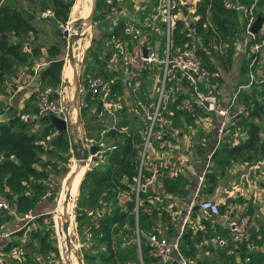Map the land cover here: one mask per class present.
<instances>
[{"label": "trees", "instance_id": "16d2710c", "mask_svg": "<svg viewBox=\"0 0 264 264\" xmlns=\"http://www.w3.org/2000/svg\"><path fill=\"white\" fill-rule=\"evenodd\" d=\"M23 1L28 6L17 4V0H0V84L13 75L20 64H32L33 58L41 54L40 46L31 45L30 52L21 50L22 42L31 41L29 36L36 35L34 19L37 13L49 10L50 14L42 15L43 18L50 19L52 23L64 24L74 5L73 0ZM117 1L94 0L92 20L104 19V15L116 6ZM129 1L132 4L133 0ZM139 1L141 6L136 8V14L140 12L143 17H135L133 14V21L136 22L132 23L134 26H145L146 22L150 24L153 19L151 12L158 13L161 0L160 3L158 0ZM223 1L194 0L193 3L185 2V13L190 5V8L192 7L188 13L190 18L187 19L183 14L179 0H171V10L175 16L169 33V48L173 50L190 44L195 46L201 62L213 73L210 75L208 83L203 84L204 89H209L212 84L216 85L214 78L221 79L219 70H228L236 55L233 42L245 32V18L242 17V22H239L238 8L225 6ZM229 1L235 3L234 0ZM249 2L250 0L245 5L248 6ZM155 21L158 28L156 30L161 33L158 46L155 45L160 54L164 47V27L162 19L158 20L157 18ZM124 22L120 17L111 28L104 30L102 38L108 39L106 46L113 47L114 45V48L104 51L101 46L95 48L93 51L96 53H93L92 67L95 70L90 74H80L79 116L82 120V130L84 135L91 138L92 142L97 145V149L100 150L99 153H94L90 157L89 164L81 175L74 205L73 219L76 230L80 235H86L84 237L89 242L88 251H80L82 258L85 259L84 264H126V258L121 253L119 245L115 244V234L120 232L122 226L126 227V233H128L124 239V245L128 250L124 254L129 252L132 254L133 264H155L157 262V258L151 253L153 246L149 241L150 233H162L168 239L169 233L174 232V236L177 233V229L174 231L170 225L171 217L166 207L160 208L152 202L154 194L150 188L138 190L136 213L133 206L127 204L123 208L117 201V194L123 190L133 196L137 177L141 182L150 172L148 168L149 155L145 156L142 164L139 162L144 140L143 132L148 123V118L141 106L148 105L155 98L153 89L149 88L151 86L148 87L147 95H142L144 86L147 85L145 78L149 75L147 73L142 74L138 88L140 104L135 105L133 102L125 104L119 97L123 92L120 67L110 65L109 61L115 52L119 57L117 45L125 43L134 36L133 31H125V26L128 24ZM56 33L63 41L61 32L57 31ZM261 39H263V35L257 32L247 43ZM222 43L224 44L222 45ZM262 48L256 51V55L257 59L261 60L259 70L264 78V42ZM100 52H103L102 57L98 56ZM45 53L47 59L38 68L34 81L30 85L29 99L33 103H27L19 109L10 106L5 119L0 120V192L8 198L9 206L14 211V213L8 211L3 213L11 217L23 216L43 196L45 191L52 192L51 181L56 172L62 168V163L68 160L71 152L70 148L73 142L71 133L68 130H56L50 122L48 112L41 113L36 118L29 120H22L18 116L20 111L33 112L37 110L38 95L43 86H62L61 72L63 74V65L65 66L63 62L64 48L56 42H51L46 46ZM244 64L241 69L245 71ZM105 65H109L110 68H105ZM159 72L160 67L156 65L154 74L150 76L155 77ZM29 73H31L30 69ZM88 75H100L109 80L110 94L108 98L118 103L117 106L111 105L109 111L102 109L98 96L91 91L87 84ZM241 80L244 81L245 77ZM169 84L174 90L172 95L177 96L179 90L177 87L183 85L184 81L178 77L174 81L167 80V88ZM212 90L217 91L215 86ZM150 91L152 92L149 96ZM50 97L57 98L58 95L52 93ZM238 97L247 109V117H236L235 121L229 125V129L234 128L237 124L242 125L246 128L247 135L238 142L223 141L215 147L212 156L220 152L221 156H218L216 162L221 164L238 158L248 161L264 155V128L262 129L258 122V118L262 116L264 127V84L243 90ZM170 98H168L166 107L171 108L172 112L168 113L169 122L166 128L170 130L177 127L179 123L193 122L195 117L173 109V101ZM181 114L184 115V122L180 121L183 119L180 118ZM167 136H165L166 141ZM152 144L155 146L157 141L152 140ZM164 147L157 149L161 150ZM170 167L171 164H158L155 180L159 177L164 192L185 193L187 178L181 174V168L173 176H169L167 172ZM216 179L214 170L207 168L201 191L210 192ZM49 196L54 197L52 193ZM143 206L150 207L149 212L143 210ZM222 209V204H218L219 213L222 212ZM242 214L245 212L240 215ZM49 215L45 214L47 217ZM42 217V215L36 217L35 220L40 226L37 229H32L31 234L37 235L41 251L48 250L51 255L53 253L57 257V245L52 238L53 230L46 224H42ZM202 220L206 221L204 218ZM164 223L167 224L165 232L158 227ZM134 228H136V242L131 240ZM249 231L251 239L258 244L256 249L247 250L244 242L231 241L226 228L220 235L226 238V242L219 246L226 247L229 244H236L239 261L235 264H264V247L260 248L263 243L264 230L261 236L254 234L250 228ZM20 232L21 230H13L10 233L18 234ZM204 235V232L199 228L193 229L188 226V223L184 224L177 238V247L187 258L189 264L192 263L189 262L187 256L193 255L195 250L193 239L199 241ZM15 244V241L9 240L2 245V248L9 250ZM171 263L178 264L173 259L164 264ZM51 264L58 263L52 261ZM198 264L200 263L198 262Z\"/></svg>", "mask_w": 264, "mask_h": 264}, {"label": "built area", "instance_id": "2783aa9c", "mask_svg": "<svg viewBox=\"0 0 264 264\" xmlns=\"http://www.w3.org/2000/svg\"><path fill=\"white\" fill-rule=\"evenodd\" d=\"M257 1L258 0H250L248 6L244 7V31L249 37L253 36V34L248 31V28L255 18V5ZM223 3L225 6L237 7L236 3L229 0H224ZM171 7V0H161L160 14L164 27V47L160 54L157 51L154 43L155 41L152 37L151 24L148 22H146L145 26H134V24H129V28H127L126 32L133 31V38H129L125 43L117 45L119 47L118 52L121 59L120 72L123 83V92L119 97L125 104H129L130 102L135 103V105L140 104L138 88L142 74L147 73L152 76L155 72L156 65L160 67V72L155 75V77L157 76L155 82V98L150 111L146 114L148 123L143 132L144 140L140 151V164H142L145 156L148 155V149L153 145L152 140L157 141V146L164 147L167 146L165 136L174 134H168L166 128L169 122L167 113L172 112V109L167 108L165 102H162V96L165 94V91L168 90L166 86L167 80L174 81L175 78L179 77L184 81L183 85L177 87L179 88L177 96L172 95L170 98V100L173 101L174 110L183 111L191 117H196L198 114L203 113L205 117L212 118L215 123V147L223 141L235 143L245 138L247 135L246 128L242 125L237 124L234 128L229 129V125L235 121L236 117H247V109L240 101L238 95L241 91L252 86H261L264 84V78L259 70L260 68L254 67L255 62L260 59H257L256 51L260 49L264 41V39H261L252 41L248 44L246 54H248L250 60L245 80L238 82L237 85L232 88L225 102H221L218 92L212 90L214 86L216 88V85L212 84L209 89H204L202 87L203 84L208 83L209 77L213 73L201 62L196 53L195 46L190 44L179 48L177 47L173 50L169 48V33L175 16ZM44 13L50 14L49 10H46ZM233 43L236 44V40ZM223 44L224 43H222V45ZM21 50L26 52L31 51V46L28 41L22 42ZM41 64L42 62L39 61H34L32 64H20L16 69V79L27 76L29 82L33 81ZM29 69L31 73L28 74ZM86 81L91 91L98 96L102 109L109 111L111 105H118V103L108 98L110 94L108 79L100 75H88ZM80 84L79 81V85ZM61 87H52L50 85L43 86L38 95L37 110L33 112L20 111L18 113L19 118L22 120H29L36 118L41 113L52 112L66 119L63 112L64 105H60L58 100L62 91ZM80 90L81 88L79 87V92ZM172 91L174 92V90ZM52 93H56L58 97L51 98L50 94ZM82 136L87 146L94 144L91 138L84 135L83 130ZM99 151V149H96L94 153H99ZM210 154V151L206 153V159L203 162L202 168L195 174L191 195L185 204V215L178 225V230L174 238L172 240L168 239L166 235L162 233L149 234V241L153 246L151 253L157 258L155 264H163L171 259L178 264H189L187 258L177 247V238L184 226L186 216L190 213L194 205L207 215H221L224 226L227 229L228 237L231 241L235 243L244 242L247 250H253L258 247V244L250 237L248 214L230 215L228 213H219L217 201L210 197L201 196V187L205 172L209 166ZM92 155L86 159V164L87 162L89 164ZM148 168L150 172L141 182L139 181V177H137L133 196L125 190L117 194V201L123 208L128 202H132L131 206H133L136 213L138 190H144L153 184L158 172V164L151 162ZM180 168L181 164H173L169 168L167 174L173 176ZM46 194H49V190L45 191L43 196ZM5 211L14 213L13 209L9 206L8 198L5 194L0 192V219ZM16 217L22 218L23 216ZM9 233V230L0 228V239L6 238ZM216 242L218 245H223L226 242V238L220 236L217 238ZM262 242L264 243V235ZM245 259H247V257H245Z\"/></svg>", "mask_w": 264, "mask_h": 264}, {"label": "crops", "instance_id": "0c3cea01", "mask_svg": "<svg viewBox=\"0 0 264 264\" xmlns=\"http://www.w3.org/2000/svg\"><path fill=\"white\" fill-rule=\"evenodd\" d=\"M185 1L188 3L194 2V0ZM234 1L239 10V22H242V17H244V7H246L245 4L248 2V0ZM179 2L181 3V9L184 8V5L186 4L184 0H179ZM140 6L141 5L139 0H133L132 4H130V1L128 3H124L123 0H118L116 6L109 13H106L104 15V19L101 20L105 21V23L109 25V28H111V26L116 23L117 19L121 17L123 18V21L128 24L127 26H125V31H127V28H129V24H133L132 22H136L133 21L134 13L131 12V9H134V7L138 8ZM190 6L187 8L188 12H183V14L188 17V19L190 18L188 13L192 9V7L190 8ZM136 8L134 10L135 17H138V15L136 14ZM255 10V13L260 12L264 15V0L257 1L255 5ZM35 27L37 29L36 25ZM258 33L262 34L264 39V19L258 30ZM152 34L155 41L154 43L156 46H158V40L160 39L159 33L155 32ZM32 36H29L30 39H32ZM238 38L239 40H237L235 44L236 55L232 59L230 67L227 71L219 70V74L221 75V83H219V85H216V90L219 94L221 102H225L227 100L232 88H234L238 82L242 81L241 79L246 76L248 70V63L250 58L248 57V54H246V52L248 49L247 42L251 37H249L244 32L240 34ZM28 42L31 46V41L28 40ZM44 46L45 45H42L40 47L41 54L38 57H34L33 62L39 61L42 62V64L45 63V60L47 59L45 53L47 45L45 47ZM262 46L263 43L261 44L260 48H262ZM242 64L246 66L245 71L241 69ZM259 65L260 64L256 61L254 67L258 68ZM242 71H244L243 74ZM16 78L17 77L15 72L13 75L9 76V78L4 80V82L0 84V91L6 92L8 90V97H12L14 99L13 102H15V104L13 103L12 107L19 109L27 103H33V101L29 99V93L30 85L33 83L34 80L29 82L27 76L21 77L19 79ZM1 99L2 95L0 93V102ZM3 100L5 102L7 98H3ZM9 108L10 106L8 107V109ZM8 112L6 110L1 111L0 120L5 119V115ZM181 120L182 122H184L183 119ZM184 137L185 136H167V146H165L164 149L158 150L157 148H159V146H157V144L155 146L152 145L148 149L149 164L151 162H155L159 165H173L179 163L181 164V174L185 176L188 180L185 185V193L181 194L164 192L161 188V183L158 184L157 187V191H159L158 193L166 194L162 197L164 198L163 200L165 203V207L169 211L171 217L169 221L174 231H176V229L178 230V225L180 224L182 217L185 215V204L191 195L195 174L199 169L202 168L203 162L205 161L206 153L208 152V147L202 148L201 146H197L194 152H191L190 150H188V152L187 150L185 151L183 144V142L185 141ZM196 139L198 140V136L195 137L194 140L196 141ZM214 143L212 144L213 146ZM238 162L239 161H233L232 163L235 164L238 171H240L241 169L242 171H244L245 168L243 167L246 166V172L249 173V175L246 176V181H243V183H239L238 185H236L237 183L235 182L232 185L230 183L226 186L224 182H221V180L226 178V176L223 177L222 173L224 172H222L223 169H221L219 171L220 173L218 180L217 182H215V185L212 190L210 192H205L204 190L203 192L201 191V196L210 197L213 200L217 201L218 204H222V214L228 213L230 215H240L244 212L248 214L249 228L254 234L258 236V234H261L264 230V219L258 218V209L261 208L264 211V185L261 184L262 178H264V155L248 161H242L239 163ZM241 163H244L246 165L240 166ZM260 164L262 165L260 171H255L254 174V171L252 170H255V168L258 167ZM257 176L260 177L257 179L258 189L254 188L253 186L254 178L256 179ZM157 179H159V177H157ZM239 189H241L243 193L239 192ZM49 195L50 193L46 194L45 196H42L36 201V203L29 211L24 213L25 215L23 214L22 218H18V222H25L24 227L14 229L21 230V232L18 234L10 233L11 235L7 240L15 241L16 244L12 246L9 250H3V244L0 245L1 252L7 254V257L10 259L9 262L16 264H51L52 261H50V251H41L39 249V240L37 235H34V233L31 234L32 229H37V227L40 226L35 220L36 217L38 215H42V224H46L45 214L49 213L52 209H54L55 199L54 197H50ZM154 197L155 195H153V198ZM153 200L154 199H152V202ZM202 218L206 219V221L202 220ZM14 219L16 220V217H11L8 216V214L3 213L1 222L7 223L8 221L6 220ZM187 223L188 226H191L193 229L199 228L205 234L199 241L193 239V245L195 247L194 253L193 255L187 256L188 258H190L192 264H198V262L200 264H235L239 261V253L236 249V244H229L228 246L223 247L215 243V240L220 237V235H222V231L224 232L225 228L221 215H207L200 211V209L196 205H194L190 213L186 216L184 224ZM164 224L158 226L163 232L166 231L167 227V224ZM173 238L174 232L169 233V239L172 240ZM15 247H17L19 250H16Z\"/></svg>", "mask_w": 264, "mask_h": 264}, {"label": "rangeland", "instance_id": "374dc122", "mask_svg": "<svg viewBox=\"0 0 264 264\" xmlns=\"http://www.w3.org/2000/svg\"><path fill=\"white\" fill-rule=\"evenodd\" d=\"M81 1H83V0H80V4H81ZM123 1H124V3L129 2V0H123ZM189 1H191V0H189ZM184 2H186V1L184 0ZM158 3H160V0H158ZM17 4H21L22 6H28L27 3L23 0H17ZM84 4L86 6H88V4H86V3H84ZM84 4H83V6H84ZM135 8L136 7H134V9H131V12L134 14H135V12H134ZM71 12L72 13H70V15L68 14V19H67L66 23H64V24L52 23L50 21V19H45L42 17V15L45 14L44 12H41L40 14L37 13V16L34 19V24L37 26V33H36V35H33L31 37L32 38L31 43H32V45L41 47L42 45H45V46L48 45L50 42H54V43L56 42L57 44H59L61 47L64 48L63 62H64V64H66V62H67V59H66L67 54L65 55L66 40L70 35L72 36L77 32V27L79 29H81L82 28L81 23H82V21H85V26L82 28V31L79 30L78 36L73 37L71 39L70 46H72L71 54H72V64H73L72 72H73V69H75L76 72L79 73V76L81 73H89L90 74V72L95 70L94 68H92L93 67V53H96L93 50H95V48L100 47V46L102 47L103 51L105 49H109V48L113 49L114 48V45H113V47L112 46L111 47L106 46V41L108 39L102 38V34H103L104 30H108L109 25L107 23H105V21H102L101 19H93L92 20V15H91L90 16L89 33L87 35L83 36L86 33L85 27H86V21L88 18V10L84 11V9L82 8V10L79 11V8H78V11H76L77 14L74 12V10ZM159 12H160V5H159L158 13L151 12V13H153V15H152L153 19L150 21V24H151L152 33L157 32V33H159V37H160L161 33H160V31H157L158 28L156 27V21H155V19H157V18H158V20L161 19V14L159 16ZM255 12H256V10H255ZM86 15H87V17H86ZM137 15L140 18L143 17V15H141L140 13ZM75 17L78 18V22H80V24L75 25V23H73L74 21L72 19ZM187 19H188V17H187ZM64 30H66L68 32V34H69L68 36H66L64 34ZM57 31L61 32V34L64 38L63 41H61L59 39V35L56 33ZM235 40L237 41V40H239V38L237 37ZM102 55H103V52L102 53L100 52L98 54V56H100V57H102ZM212 59H213L214 63H216V60L214 59V57H212ZM260 61H261L260 59L257 60V62L259 64H260ZM109 62H110V65H112V66L120 67L121 66L120 54H119V57H117V54L115 52L113 54L112 59ZM66 66H67V64H66ZM108 66L109 65H105V68H110V66L109 67ZM63 68L65 69L64 65H63ZM62 71H64V70L62 69ZM65 74H64V77H65V82H64L63 77H62V72H61V78H62V87L61 88H62V91H61V95L59 96L58 100H59L60 105H64L63 106V112H64L65 117H66L67 128H68L69 132H72L73 123H72V119L70 117V104L69 103H70V96L73 94V91H74L73 90L74 87H73V85L71 86L70 75L67 72H65ZM156 77H151L150 75L145 77L147 79L146 80L147 85L144 86V89L142 91V95L146 96L149 88H150V90L153 89V93H156V85H155ZM214 79H215L214 83H216V85H219V83H221V79H217V78H214ZM72 83L74 84V79L72 80ZM171 84H169L168 90L165 91V94L162 96V102H165V105L167 104L168 98L172 96V92H173L172 90L173 89H172ZM149 86H151V87H149ZM79 87L81 88V84L79 85ZM0 88H1V86H0ZM13 88H14V86H13ZM151 92L152 91L149 92V96H150ZM0 93L2 95V99L0 102V113H1V111H4V110H6L8 112V107L13 106V103L15 104V102H13L14 99L12 97H8L9 96L8 90L6 92L0 91ZM3 98H7L8 102H7V100L4 102ZM152 102H153V99L149 102L148 105H146V106L142 105L141 109L145 114H147L150 111V104ZM75 104L79 106V99H77V97L75 99ZM167 117H168V113H167ZM180 118H183V120H184V115L181 114ZM180 121H182V120H180ZM258 122L261 124V127L263 129L264 127H263V117L262 116L260 118H258ZM81 124H82V120H81ZM214 127H215V123L212 120V118L205 117V114L200 113L194 118L193 122H190L188 124L179 123V125L177 127H175L174 129H170V130L167 129V130H168V134L174 133L173 135L170 134L171 136H185L184 137L185 141L183 142V144H184L185 151L187 150V152H188V150H190L191 152H194L195 149L197 148V146H201L202 148L208 147V151L211 152L210 157H209V165L210 166H208V168L214 170V174L217 176L216 182H217L218 177H219V173H220L219 171L221 169H223L222 172H224V173H222V175H223V177L226 176V178L221 180V182H224L226 186L230 183L232 185L235 182L237 183L236 185H238L239 183H243V181L247 180L246 176L249 175V173L246 172V170H247L246 166L243 167V168H245L244 171H242V169L240 171H238L237 167L232 162L233 161L234 162L235 161L242 162L245 160L238 158V159H234V160H229L227 163L221 164L219 162H216V159L218 158V156H221L220 152H217L215 154V156H212V153L214 152V149H215ZM81 133H82V130H81ZM197 136H198V140L196 139V141H195L194 139ZM213 143H214V146L212 145ZM205 159H206V157H205ZM62 164H63L62 168L56 172L54 179L51 181L52 192H49V193L53 194L54 199H55L54 209H52L48 213L50 215H49V217L46 216V219H45L46 225L48 227L52 228V230H53L52 238H53V240H55V243L57 245V251H58L57 257H55V255H53V253H52L50 261H53V262L58 263V264H60V263L65 264V260H64L63 256L60 254V248H59L60 243H59V239H58V235H57V229H56V219H57L56 212H57V206H58L59 202L61 201V197H62V187L65 183L64 178H65V176L69 175V172L75 166V159L72 155V152H70L68 160ZM177 164H179V163H177ZM87 165H88V162L85 165V168L87 167ZM244 165H246V164L241 163L240 166H244ZM220 166H222V167H220ZM261 166L262 165L260 164L258 167L255 168V170H252V171H254V174H255V171H258V170L260 171ZM226 170H227V172H226ZM228 172H230V173H228ZM258 178H260V177L257 176L256 179L254 178V183H253L254 188L258 187L257 186V179ZM158 180L159 179L154 180L153 184L150 186V189L153 191V194L155 195V197L153 198L154 199L153 203L157 204L160 208H162V207H165V203L163 200L164 198L162 196H165L166 194L165 193H158L159 191H157V187H158V184H160V180L159 181ZM72 183L70 184V186L72 185ZM261 184L264 185V178H262ZM239 190H240L239 192L243 193L241 191V189H239ZM77 195H78V184L76 187L75 195L73 197L69 196V203H68L69 205L68 204L66 205V206H69L68 211L70 214H72L73 218H74L75 199H76ZM66 206H65L64 210H62L61 220L63 217V213L66 209ZM149 208L150 207H148V206L142 207V209L147 211V212H149ZM258 216H259L258 218L264 219V211L261 208L258 209ZM6 221H8V222L7 223L6 222H4V223L0 222V228L9 230L10 232L14 229L24 227V223H25L23 221L18 222L17 217H16V220L14 219V220H6ZM50 221H51V223H49ZM135 231H136V228H134V230H133V238L131 239L134 242H136V240H137V236H136ZM59 232H60V230H59ZM10 235L11 234L9 233L6 238L0 239V245L7 242ZM60 235L62 236L61 233H60ZM84 236H86V235H84V234L80 235L78 233V231L76 230L75 221L73 219L72 239L74 240V242L76 244L77 257H78V261L80 264L85 263V259L82 258L80 251L89 249L88 248L89 247L88 239H86V237H84ZM115 236H116L115 244L117 246L119 245L118 247L120 248L121 253L126 258V264H133V262L131 261L132 254L130 252L127 254H124L128 250V248L124 245L125 244L124 239L126 238V236H128V233H126V227L125 226L120 227V232L115 234ZM258 236H261V234H258ZM261 247H264V243H261L260 248ZM15 249L19 250L17 247H15ZM188 259H189V262H191L190 258H188ZM191 259H193V258H191ZM9 260L10 259L7 257V254L2 253L0 250V264H10ZM90 264H92V263H90Z\"/></svg>", "mask_w": 264, "mask_h": 264}, {"label": "water", "instance_id": "95a60500", "mask_svg": "<svg viewBox=\"0 0 264 264\" xmlns=\"http://www.w3.org/2000/svg\"><path fill=\"white\" fill-rule=\"evenodd\" d=\"M76 0H73V3ZM93 8H94V0H90V9H89V16L92 15L93 12ZM183 12L185 13L184 8ZM264 19V15H262L260 12L256 13L254 20L251 22V24L249 25L248 31L251 34H256L263 22ZM75 23V25H77L78 23V18H73L72 19ZM66 30H64V34L66 35ZM79 33V28L77 27V32L74 35H70L67 40H66V49H65V55L67 54V57L69 59V61L72 60V54H71V39L73 37H77ZM64 58V57H63ZM73 73H74V91L73 94L70 96V117L72 119V123H73V130L71 132V137L73 139V142L71 143V152L72 155L75 159V168L74 170L71 172V174H69L68 176H65L64 178V182L66 183V186L69 187L72 177L75 174V172L77 170H79L81 167H83L86 164V159L92 155L94 153V151L97 149V145L96 144H90L89 146L86 145L84 138L82 136L81 133V121L79 118V106L75 104V99L77 97L78 99V95H79V81H80V76L79 73L76 72L75 69H73ZM48 116L50 118V122L54 125V128L56 130H67V122L66 119L58 116L52 112L48 113ZM85 170V168H84ZM83 170V171H84ZM80 181V179H79ZM78 181V183H79ZM64 198V197H63ZM63 202L66 203V199H63ZM132 202H128V205H131ZM67 217L64 219L63 221V225L65 226L66 222H67ZM69 238H67L68 240ZM69 254V253H68ZM65 264H72L71 260L69 257H67V260L65 261Z\"/></svg>", "mask_w": 264, "mask_h": 264}, {"label": "bare ground", "instance_id": "6f19581e", "mask_svg": "<svg viewBox=\"0 0 264 264\" xmlns=\"http://www.w3.org/2000/svg\"><path fill=\"white\" fill-rule=\"evenodd\" d=\"M84 3L88 4V6H86ZM83 4H84V6H83ZM78 8H79V11L82 10V8L84 9V11L88 10V14H89L90 0H83V1H81V4H80V0H76L74 2V5H73L71 11L74 10V12L76 13V11H78ZM86 17H87V15H86ZM77 24H80V22H78ZM81 24H82V28H83L85 26V21H82ZM89 27H90V16L88 15V18H87V21H86V27H85L86 28V33L83 36H85V35H87L89 33ZM82 28L79 29V30L82 31ZM68 35L69 34L67 32L66 36H68ZM71 51H72V46H71ZM66 59H67V62H66L67 66L65 64V69L63 71L62 77H63V80L65 82L64 74H65V72H67L70 75V77H71V86H72L73 85L72 80L74 79V73L72 72L73 64H72V60L69 61L68 57ZM74 168H75V166H74ZM74 168H72V170L69 172V174H71V172L74 170ZM84 168H85V165L75 172V174L73 175L72 180H71V183L73 182L71 186L69 185V187H67L66 183H64V185L62 187L61 201L59 202V204L57 206V212H56V214H57L56 229H57V235H58V239H59V243H60V246H59L60 253L63 256L65 261L67 260V257H69L72 264H80V263H79L78 257H77L76 244H75L74 240L72 239L73 217H72V214H70L69 211H68L69 206H66V205L69 203V196L73 197L75 195L76 187H77L79 179L81 178V175L83 173ZM63 199L64 200L66 199V203L63 202ZM65 206H66V209H65V211L63 213V217H62V220H61L62 210H64ZM66 217H67L68 220H67V222H66V224L64 226L63 225V221H64V219ZM59 230H60V232H59ZM60 233L62 234V236L60 235ZM67 238H69V239L67 240Z\"/></svg>", "mask_w": 264, "mask_h": 264}]
</instances>
